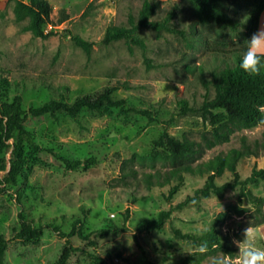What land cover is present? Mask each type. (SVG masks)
<instances>
[{"label": "rangeland", "instance_id": "rangeland-1", "mask_svg": "<svg viewBox=\"0 0 264 264\" xmlns=\"http://www.w3.org/2000/svg\"><path fill=\"white\" fill-rule=\"evenodd\" d=\"M48 1L52 20L47 31L54 34L42 38L27 28L28 19H16V0H0V101L20 95L28 110L54 100L73 104L78 98L111 89L113 99L149 110L153 120L137 112L123 115L116 107L83 108L76 116L66 112L29 115L25 125L34 133L39 149L26 145L27 165L18 184L0 186V234L9 239L6 264H58L67 239L80 249L68 264H100L99 259L103 264H148L146 258L153 264H212V258L223 251L201 255L190 240L178 238L173 228L199 233L214 224L223 207L225 220L219 226L236 247L233 239L242 240L243 230L264 218V203H240L238 188L222 197H195L212 173L218 183L232 180L227 168L214 167L208 161L232 148H242L244 139L256 154L239 161L241 176L264 166V122L237 130L229 141L205 149L192 163V173H179L169 183L150 189L145 173L164 175L171 167L168 151L152 144L163 131L202 142L204 134L211 136L210 126L201 116L190 111L185 114L184 109L202 104L207 92L202 79L209 78L211 70L224 60H231L229 53L217 58L213 50L223 42L232 49L245 26L240 31H222L198 22L182 0H161L153 19L163 20L176 10L175 32L141 28L137 35L143 46L130 47L123 39L105 45L102 39L108 28L129 27V17L138 16L143 0ZM259 1L264 2L229 0L228 11L244 21V15ZM76 37L92 42V49H84ZM9 155L3 153L0 158ZM61 157H96L97 163L69 170ZM249 187L264 198V181ZM174 188L177 191L168 200L166 196ZM236 207L245 212L239 214ZM23 209L36 226L53 221L64 235L46 228L38 240L18 239L13 227L19 226ZM162 213L168 217L161 228L139 230L144 223L159 220ZM77 218L85 223L82 235L72 233ZM103 229L120 232L103 236ZM237 253L238 248L235 256Z\"/></svg>", "mask_w": 264, "mask_h": 264}, {"label": "trees", "instance_id": "trees-1", "mask_svg": "<svg viewBox=\"0 0 264 264\" xmlns=\"http://www.w3.org/2000/svg\"><path fill=\"white\" fill-rule=\"evenodd\" d=\"M182 1L190 6L197 21L204 25L217 26L222 31L230 29L240 31L242 25L245 26V29L242 31V38L233 42V45L230 44L232 49L227 48L228 42H223L220 43L221 46L213 50L217 58L228 56L229 53L231 60H224L222 66L211 70L209 78L202 79L207 89L202 104L196 109H184L185 114L189 111L198 113L203 122L210 126L211 136L204 134L202 142L190 138L180 139L168 131H163L158 138L152 141V144L156 148L168 151L171 167L164 175L160 172L145 173L146 185L150 189L169 183L179 173H192L194 171L192 163L205 149L229 141L230 135L237 130L253 128L264 122V69L259 76L252 77L240 68L247 40L259 29L264 2L259 1L254 8L244 15V21H240L236 20L228 11L227 3L229 0ZM161 4V0H143L138 16L131 15L129 17L130 26L108 28L102 43L109 45L114 41L123 39L130 47L135 44L143 46V41L137 35V31L141 28H150L157 32L163 30L175 32L177 29L172 25V20L176 16V10H172L163 20L153 19L160 10ZM15 15L19 21L28 19L27 28L38 37L46 38L54 34L53 31H47V26L52 20V5L48 0H16ZM75 40L87 51L93 47L92 42L81 37H76ZM211 89L214 90L212 97L210 96ZM111 93L112 90L107 89L94 97L78 98L73 104L54 100L38 106H31L28 110L23 108V100L20 95L15 96L12 100L0 101V154L7 152L10 154L8 157L0 158V171L4 172V175L0 176V186H16L18 184L22 169L27 165L26 145H29L33 150L39 149L34 133L25 125V120L29 115L39 117L66 112L76 116L83 108L101 111L104 107H116L123 115L127 116L132 112H137L148 117L149 121L153 120L149 110L130 107L125 99H113ZM243 141L242 148H232L225 155H217L208 161V164L214 167L227 168L232 174V180L218 183L216 174L212 173L204 186L197 189L195 197H209L212 194L222 197L226 191L238 188L240 203L243 200H248L256 205L264 203V198L256 195L249 187L264 181V166L254 167L251 173L244 178L238 171V163L243 157L256 154V151L245 142V139ZM61 160L66 169L69 170H77L82 164L97 163L96 157L85 159L61 157ZM134 174L135 171L132 175ZM1 190L3 191V189ZM176 191L177 188L172 189L166 198L170 200ZM236 209L239 214L245 212L243 207H236ZM167 217L168 213H162L159 220L144 223L139 227V230L159 229L164 225ZM19 219V226H14L13 230L20 240H38L44 236L46 228H51L54 232L64 235L60 227L55 225L53 221L46 225L36 226L35 219L24 209L19 213ZM224 220L225 215L219 214L214 224L207 228V232L204 230L199 233L184 232L179 228H173V232L178 238L188 239L195 246L207 240L209 242L207 253L223 251L225 254L235 256L237 248L231 245V237L223 233L219 226L220 222ZM263 223L264 218L256 226ZM84 224L81 218H77L73 223L72 233L78 232L79 235H82ZM100 232L103 236H107L110 233L117 234L120 230L103 229ZM8 244L9 239L4 234H0V264H6L5 255ZM78 250L80 249L75 247L70 239H67L61 249L57 263L68 264L73 253ZM146 261L148 264H153L148 258ZM99 262L103 264L102 259H99Z\"/></svg>", "mask_w": 264, "mask_h": 264}, {"label": "clouds", "instance_id": "clouds-1", "mask_svg": "<svg viewBox=\"0 0 264 264\" xmlns=\"http://www.w3.org/2000/svg\"><path fill=\"white\" fill-rule=\"evenodd\" d=\"M240 68L249 76L255 77L261 74L264 69V25L253 33L247 40L246 50L243 53ZM223 214L224 209L221 207ZM208 229H204L207 232ZM243 239H233L232 243L238 248L235 256L230 254H220L212 258V264H264V247L260 244L264 242V230L259 226L249 224L243 232ZM209 242L204 240L197 246V252L201 255L209 251ZM192 254L191 252H187Z\"/></svg>", "mask_w": 264, "mask_h": 264}, {"label": "crops", "instance_id": "crops-1", "mask_svg": "<svg viewBox=\"0 0 264 264\" xmlns=\"http://www.w3.org/2000/svg\"><path fill=\"white\" fill-rule=\"evenodd\" d=\"M263 18H264V11H263V13H262V15H261L260 26H259V28H260L261 25H262V19H263ZM259 226H260V228L262 229V227L264 226V223H263V224H260Z\"/></svg>", "mask_w": 264, "mask_h": 264}]
</instances>
